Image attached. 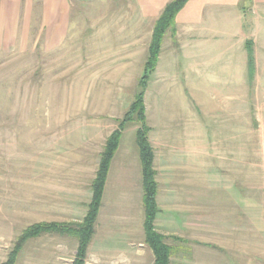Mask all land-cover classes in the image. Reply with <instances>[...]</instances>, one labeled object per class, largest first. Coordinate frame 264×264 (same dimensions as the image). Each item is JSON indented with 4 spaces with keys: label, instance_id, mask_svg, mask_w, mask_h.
Masks as SVG:
<instances>
[{
    "label": "rangeland",
    "instance_id": "rangeland-1",
    "mask_svg": "<svg viewBox=\"0 0 264 264\" xmlns=\"http://www.w3.org/2000/svg\"><path fill=\"white\" fill-rule=\"evenodd\" d=\"M129 1L71 0L73 21L60 48L44 52L32 35L25 45L18 38L1 48L0 264L30 225L78 223L86 214L100 153L137 94L147 58V32L139 39L126 36ZM116 21L124 34L113 29ZM162 44L163 50L170 42ZM166 50L157 63L166 68L159 77L165 76L151 74L144 103L160 191L154 226L176 250L170 262L245 263L243 247L226 245V232L210 230L212 224L231 228L238 219L209 209L224 204L223 195L212 191L231 186L224 170H236L241 159L249 195L247 264H264V73L256 97L249 89L246 132L231 136L225 161L224 136L216 140L208 132L209 101H194L192 82L185 86L167 71L172 59ZM202 89L200 98H207L208 87ZM216 106L222 112L225 104ZM195 120L198 136L190 134ZM136 128L129 124L122 133L85 264L153 262L144 243ZM76 249L74 238L41 235L23 245L15 264H72Z\"/></svg>",
    "mask_w": 264,
    "mask_h": 264
},
{
    "label": "crops",
    "instance_id": "crops-1",
    "mask_svg": "<svg viewBox=\"0 0 264 264\" xmlns=\"http://www.w3.org/2000/svg\"><path fill=\"white\" fill-rule=\"evenodd\" d=\"M169 2L170 0H130L127 4L131 14L127 17L129 30L126 36L139 39L147 32L148 48L153 24ZM72 7L71 0H0V53L1 48L12 45L18 38L20 46L25 45L31 35L35 38L34 45L41 46L44 52L60 48L71 29ZM120 24L122 23L117 22L113 29L124 34L125 30H119ZM173 31L177 45H173L171 34L168 33L164 42L169 41L170 45L164 46L167 50H162V44L160 55L162 57L164 50L167 51V61L172 59L167 71L173 72L176 80L185 81V86L190 85L189 81L192 82L190 86L194 101H209L208 132L215 135L216 140L217 136H224L222 150L224 151L223 160L226 161L231 156L229 155L231 136L246 132L245 113L248 111L249 89L253 90V95L256 97L262 72L264 73V0H188L175 17ZM247 46H250L252 53V66L249 65ZM163 69L166 68L163 66L159 69L156 66L158 78L165 76L162 74L159 77V72ZM178 84L180 85L179 82ZM204 86L208 87L207 98L201 99ZM221 102L225 104L222 112L216 106ZM195 121V129L191 126L192 136L194 131L196 136L200 134L201 126L197 120ZM213 150L218 151L216 147ZM114 157L107 175L104 193ZM155 160L154 152V169H156ZM239 161L237 163L239 168L237 167L236 170L231 172L224 170L230 173L228 178L231 186H223L221 190L219 189L220 192L218 189L212 191L213 196L217 193L223 195L224 204L209 206L210 211L215 210L214 215L220 213L216 212L218 209H223L225 215L229 214L238 219V223H232L231 228L212 224L210 230L215 234L220 231L226 232L225 236H228L224 239L226 245L243 247L239 257L245 262L244 264H247L248 180L246 163L242 168L241 159ZM237 171L239 173L235 174ZM159 194L158 185L157 203ZM259 225V231H263L264 223ZM233 230L234 233L231 232ZM259 242H264V238H259ZM260 258L264 260L262 256Z\"/></svg>",
    "mask_w": 264,
    "mask_h": 264
},
{
    "label": "trees",
    "instance_id": "trees-1",
    "mask_svg": "<svg viewBox=\"0 0 264 264\" xmlns=\"http://www.w3.org/2000/svg\"><path fill=\"white\" fill-rule=\"evenodd\" d=\"M90 1V0H82ZM188 0H170L153 24L150 43L147 49V58L143 64V74L138 81V91L127 112L119 122L118 127L106 139L99 156L98 166L90 184L91 199L87 205L84 218L78 222H39L25 228L17 237L13 249L3 264H15L23 245L30 239L41 235H59L74 238L77 242L76 254L72 264H85L87 248L94 235V229L101 208L103 193L111 161L115 156L122 133L126 126L132 123L137 125L135 130V144L141 169L142 208L144 243L153 255L152 264H171L170 258L175 252L174 247L166 243L167 238L158 234L154 222L159 212L157 207L158 183L154 169V152L148 140L150 127L146 123L144 93L150 75L155 71L161 53L162 42L170 33L173 45L174 20L177 13ZM248 48L249 65L252 66V53Z\"/></svg>",
    "mask_w": 264,
    "mask_h": 264
}]
</instances>
